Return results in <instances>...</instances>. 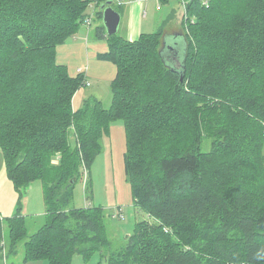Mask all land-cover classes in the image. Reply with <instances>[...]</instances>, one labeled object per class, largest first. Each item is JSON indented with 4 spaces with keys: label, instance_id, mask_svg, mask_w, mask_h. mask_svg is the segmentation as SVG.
Segmentation results:
<instances>
[{
    "label": "trees",
    "instance_id": "1",
    "mask_svg": "<svg viewBox=\"0 0 264 264\" xmlns=\"http://www.w3.org/2000/svg\"><path fill=\"white\" fill-rule=\"evenodd\" d=\"M95 1L102 17L105 0H0V148L19 197L42 179L46 205L34 233L20 208L0 217V247L22 241L25 263L98 251L100 264H264V0H185L180 52L161 51L164 30L130 41L102 22L117 68L112 103L91 95L75 108L88 80L69 75L57 48ZM116 121L133 204L155 220L137 221L122 247L109 241L103 207H71L85 174L91 189Z\"/></svg>",
    "mask_w": 264,
    "mask_h": 264
},
{
    "label": "rangeland",
    "instance_id": "2",
    "mask_svg": "<svg viewBox=\"0 0 264 264\" xmlns=\"http://www.w3.org/2000/svg\"><path fill=\"white\" fill-rule=\"evenodd\" d=\"M134 2L136 4L142 2L139 17L135 14L136 9H133ZM116 7L124 13L118 34L130 41L137 40L142 34H151L159 30H164L166 33H177L184 30L182 19L186 10L185 0H132L123 5L117 4ZM95 9L96 2L90 3L86 9L87 17L93 16L95 12L91 28H87L88 25L84 19L78 32L71 35L57 48V62L68 67L69 75L76 77L80 72L79 69H82L89 82V84L80 86L75 93L73 98L75 108L83 105L84 100L91 95L98 97L105 108H109L112 103L113 82L117 68L111 60L104 56L109 49V37L97 35L96 29L102 25L103 20L101 14ZM133 37L138 38L133 39ZM180 45H182L181 42ZM167 60L171 61L172 57L168 56ZM207 99L210 100V96ZM258 99L260 103H264V86ZM201 106L203 108L204 105ZM212 113L215 112H208L206 115L209 116ZM209 123L205 122L201 126L208 135V144L214 139V135H210L212 130ZM110 130L111 135L103 137L102 151L91 165V189L86 190L85 174L74 188L71 207H86L88 204L103 207L107 214L105 222L107 221L108 224L109 241L115 246L122 247L131 236L133 237L137 221L147 220L155 223V220L141 206L135 207L133 204L131 186L126 181L125 175L126 136L122 121L112 123ZM5 171V159L0 148V178L6 175ZM43 192L42 179H36L29 184L21 198L19 197L18 208L21 214L30 219L29 233H34L44 223L46 205ZM120 212L123 217L118 216ZM4 235L8 242L9 227L6 223L4 224ZM109 247H103L108 255H110ZM7 250L10 251L9 246L8 249L6 246L5 248L0 247V264H25L22 241L15 250L6 253ZM105 260L104 258L103 261ZM100 262L101 253L98 251L93 253L89 259H85L80 253H75L72 257V264H100ZM27 264H49V262L38 260Z\"/></svg>",
    "mask_w": 264,
    "mask_h": 264
},
{
    "label": "water",
    "instance_id": "3",
    "mask_svg": "<svg viewBox=\"0 0 264 264\" xmlns=\"http://www.w3.org/2000/svg\"><path fill=\"white\" fill-rule=\"evenodd\" d=\"M113 2L114 0H105L103 3L100 4L99 7V10L102 12V20L107 35H114L119 31L122 19L121 12L114 7ZM169 39H171L170 42ZM180 42L182 45H180ZM184 46L185 41L182 32L166 33L163 36V44L161 51L178 50V52H180L184 48ZM128 236L129 235H127V237Z\"/></svg>",
    "mask_w": 264,
    "mask_h": 264
},
{
    "label": "crops",
    "instance_id": "4",
    "mask_svg": "<svg viewBox=\"0 0 264 264\" xmlns=\"http://www.w3.org/2000/svg\"><path fill=\"white\" fill-rule=\"evenodd\" d=\"M141 4H142V2H138V4H136V3L133 4V9H136L135 14L137 17L140 16V10L142 8ZM123 14L124 13L121 12L122 19L124 17ZM122 19H121V21H122ZM88 29H90V28H88ZM136 38H138V37H136ZM136 38L133 37V39H136ZM5 174L6 175L1 176V178H0V217L10 216V215L16 213L18 211V207H19V193L16 191L13 182L8 178L7 173H5ZM30 262H33V261H30ZM30 262H28V263H30ZM25 264H27V263H25Z\"/></svg>",
    "mask_w": 264,
    "mask_h": 264
},
{
    "label": "built area",
    "instance_id": "5",
    "mask_svg": "<svg viewBox=\"0 0 264 264\" xmlns=\"http://www.w3.org/2000/svg\"><path fill=\"white\" fill-rule=\"evenodd\" d=\"M130 1H132V0H116V2H117L118 4H124V3H128V2H130ZM95 2H96V1H95ZM96 3H97V2H96ZM94 16H95V12H94L93 16L88 17V18L86 19V24H87L88 26H90V25L92 24L93 19H94ZM79 70H80V72H83L82 69H79ZM87 84H89L88 81H87ZM118 216H119V217H123V215H122L121 212L118 214Z\"/></svg>",
    "mask_w": 264,
    "mask_h": 264
}]
</instances>
